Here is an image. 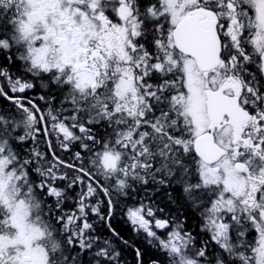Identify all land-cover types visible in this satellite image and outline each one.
<instances>
[{
    "label": "snow or ice",
    "instance_id": "obj_1",
    "mask_svg": "<svg viewBox=\"0 0 264 264\" xmlns=\"http://www.w3.org/2000/svg\"><path fill=\"white\" fill-rule=\"evenodd\" d=\"M0 264H264V0H0Z\"/></svg>",
    "mask_w": 264,
    "mask_h": 264
},
{
    "label": "trees",
    "instance_id": "obj_2",
    "mask_svg": "<svg viewBox=\"0 0 264 264\" xmlns=\"http://www.w3.org/2000/svg\"><path fill=\"white\" fill-rule=\"evenodd\" d=\"M117 227H119V225H117ZM125 235H128L127 233H125ZM129 239L131 240V236H129ZM129 260H131V253H129Z\"/></svg>",
    "mask_w": 264,
    "mask_h": 264
}]
</instances>
